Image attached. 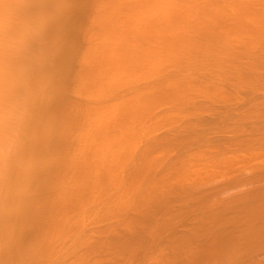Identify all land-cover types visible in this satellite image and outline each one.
I'll list each match as a JSON object with an SVG mask.
<instances>
[{
  "label": "bare ground",
  "instance_id": "obj_1",
  "mask_svg": "<svg viewBox=\"0 0 264 264\" xmlns=\"http://www.w3.org/2000/svg\"><path fill=\"white\" fill-rule=\"evenodd\" d=\"M222 263L264 264V0H0V264Z\"/></svg>",
  "mask_w": 264,
  "mask_h": 264
},
{
  "label": "rangeland",
  "instance_id": "obj_2",
  "mask_svg": "<svg viewBox=\"0 0 264 264\" xmlns=\"http://www.w3.org/2000/svg\"><path fill=\"white\" fill-rule=\"evenodd\" d=\"M233 190V189H232ZM232 190H229V191H232ZM223 264V263H222Z\"/></svg>",
  "mask_w": 264,
  "mask_h": 264
}]
</instances>
